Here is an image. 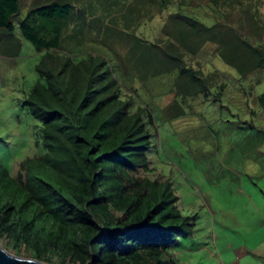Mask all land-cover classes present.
<instances>
[{
    "label": "trees",
    "instance_id": "trees-1",
    "mask_svg": "<svg viewBox=\"0 0 264 264\" xmlns=\"http://www.w3.org/2000/svg\"><path fill=\"white\" fill-rule=\"evenodd\" d=\"M251 3L34 0L24 7L0 0V45H12L7 57H17L23 39L40 53L36 78L18 99L34 121L39 151L21 157L0 121V239L7 249L55 264H186L175 252L191 240L197 216L183 215L171 181L151 172L158 117L139 101L135 80L172 75L165 82L175 105L164 108L177 116L171 121L197 97L228 109L239 97L232 115L255 112L250 102L264 106V22ZM202 8L212 11L210 23ZM143 18L149 26L157 19L155 34L138 28ZM210 45L218 63L204 68L197 55ZM243 85L248 93L235 91ZM240 123L257 128L252 118Z\"/></svg>",
    "mask_w": 264,
    "mask_h": 264
},
{
    "label": "rangeland",
    "instance_id": "rangeland-1",
    "mask_svg": "<svg viewBox=\"0 0 264 264\" xmlns=\"http://www.w3.org/2000/svg\"><path fill=\"white\" fill-rule=\"evenodd\" d=\"M21 1L27 7L34 0ZM189 1L192 7L205 3V0ZM247 1L252 2L250 12L260 6L255 14L259 13L264 22V0ZM223 12L228 15L230 9L224 8ZM211 14L208 8H202L199 13L206 23L211 22ZM236 16L230 14L232 18ZM121 21L119 16L118 22ZM236 21L242 23L245 30L249 29L246 19ZM157 23V19L150 23L153 30L146 27L148 35L156 33ZM141 24L142 20L138 28ZM262 39L264 41V37ZM21 41L22 48L16 58L7 57L10 43L0 45V121L7 132L6 142L17 143L16 149L20 148V155L24 157L36 154L39 147L34 141V121L20 108L18 96L35 80L34 66L40 53L35 52L33 45L25 39ZM109 46L128 54V48H120L114 42ZM206 49L197 55L204 68L208 61L218 63L216 57L209 55L212 46H206ZM253 78L251 76L248 83ZM165 81L170 84L172 75L164 73L143 83L135 80V85L139 101L151 103L158 117V133L156 137L153 135L149 153L151 172L171 181L183 215L197 216L191 240L175 253L180 254V262L186 264H218L215 253L220 252L222 263L231 264L237 263L238 258L234 250L230 251V246H247L249 249L240 264H264V106L258 104L256 107L250 102L255 112L249 114L246 108L238 112L242 113L238 117L232 114L239 97L232 99L230 109L197 97L198 100L192 99L183 105L178 125L177 121L170 120L177 116H168L164 112L166 105L168 109L172 102L175 105L173 92L169 91ZM238 90L248 93L249 87L238 86L235 91ZM250 118L257 128L251 129L246 123H240V120L249 121ZM182 124L187 129L180 131ZM169 142L174 148L169 147ZM16 165L15 162L14 169ZM0 245L8 248L3 239H0ZM21 256L28 257L26 253Z\"/></svg>",
    "mask_w": 264,
    "mask_h": 264
},
{
    "label": "water",
    "instance_id": "water-1",
    "mask_svg": "<svg viewBox=\"0 0 264 264\" xmlns=\"http://www.w3.org/2000/svg\"><path fill=\"white\" fill-rule=\"evenodd\" d=\"M0 264H55L46 262L34 257H25L15 253H10L0 245Z\"/></svg>",
    "mask_w": 264,
    "mask_h": 264
},
{
    "label": "crops",
    "instance_id": "crops-1",
    "mask_svg": "<svg viewBox=\"0 0 264 264\" xmlns=\"http://www.w3.org/2000/svg\"><path fill=\"white\" fill-rule=\"evenodd\" d=\"M219 249V248H218ZM230 251L234 250L236 253H237V263L236 262H232L231 264H240V261L241 259L244 257V255L247 253L248 251V247L245 246V247H242V246H239V247H232L230 246ZM231 258V257H230ZM215 259L217 261L218 264H223L222 263V255L220 252L218 253H215ZM185 263V262H184Z\"/></svg>",
    "mask_w": 264,
    "mask_h": 264
},
{
    "label": "clouds",
    "instance_id": "clouds-1",
    "mask_svg": "<svg viewBox=\"0 0 264 264\" xmlns=\"http://www.w3.org/2000/svg\"><path fill=\"white\" fill-rule=\"evenodd\" d=\"M157 14H158V12H157V11H154V16L157 15ZM130 15H131V14H130ZM128 16H129V15H128ZM144 18H145V17H144ZM144 18L142 19V24H141V26H142L143 24H145V23H144ZM136 24H137V23H135V25H136ZM158 24H159V22H158ZM138 26H139V25H138ZM145 26L148 27V29H150V26H149L148 24H146ZM146 27H145V32H146ZM150 30H151V29H150ZM146 34H147V32H146ZM150 34H152V33H150ZM110 44H113V42H110ZM119 46H120V45H119ZM114 48H115L117 51H119L115 46H114ZM120 48L126 49L125 47H121V46H120ZM119 52H120V51H119ZM120 53H121V52H120ZM123 54H124V53H123ZM114 57H115V56H114ZM114 57H113V58H114ZM20 97H21V94L18 96V99H20ZM24 111H25V110H24ZM193 121H195V120H193ZM2 125L5 127V125H4L3 122H2ZM157 133H158V131H155L153 135L156 137V134H157ZM152 138H153V137H152ZM15 169H16V168H15ZM194 220H195V219H194Z\"/></svg>",
    "mask_w": 264,
    "mask_h": 264
}]
</instances>
